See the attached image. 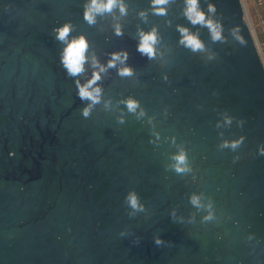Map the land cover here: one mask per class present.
Segmentation results:
<instances>
[{
    "label": "water",
    "instance_id": "1",
    "mask_svg": "<svg viewBox=\"0 0 264 264\" xmlns=\"http://www.w3.org/2000/svg\"><path fill=\"white\" fill-rule=\"evenodd\" d=\"M85 3L0 0V264H264V62L241 0H199L206 16L216 6L220 41L190 23L184 0H170L165 16L151 0H124L126 16L114 9L95 25L83 19ZM66 23L69 41H88L89 58L107 65L124 51L134 72L102 74L88 118L76 81L94 69L89 59L83 74H67L54 32ZM178 27L204 49L182 45ZM153 28L149 60L136 49ZM129 98L136 113L122 103ZM241 136L235 151L220 147ZM180 148L186 174L170 167ZM133 191L144 211L129 216ZM193 195L211 202L214 220Z\"/></svg>",
    "mask_w": 264,
    "mask_h": 264
},
{
    "label": "clouds",
    "instance_id": "2",
    "mask_svg": "<svg viewBox=\"0 0 264 264\" xmlns=\"http://www.w3.org/2000/svg\"><path fill=\"white\" fill-rule=\"evenodd\" d=\"M170 0H151V9L154 15L157 16H165L167 15L166 5H168ZM185 8H184V16L190 21L192 25H201L207 27L211 33V37L213 41H220L223 39L222 37V25L219 21L213 19V16L217 12V8L214 4L209 3L207 6L208 15L206 16L205 12L200 9L199 0H184ZM83 11V19L87 22L88 25H95L97 23V17H103L105 13L113 14L114 9H119L120 16H126L128 12V7L124 3V0H88V3L84 4ZM139 16L141 19L146 21L147 13L140 12ZM73 25L71 23H66L61 28L54 29L56 32V39L62 43L66 44L64 48L61 63L63 67L67 70V74L70 77H78L85 72V64L91 60V67L94 69L92 72L91 78L86 82L81 84L79 80L76 81V87L78 89V96L81 101H90V104L82 110V115L85 118H88L92 108L101 102L102 98V88L97 86L98 82L102 79V74H106L109 69L116 68L117 74L120 77H131L134 75L133 69L131 67L126 66V61L128 59V53L114 52L111 53V58L108 60L107 65H102L97 60L95 55H92L90 58L87 55L89 49V43L86 38L81 35L79 37L73 38L69 41V35L73 31ZM115 35L122 36L123 32L121 30V26L116 24ZM178 31L180 32L182 39L180 43L187 48H190L193 52L202 51L204 49L203 43L199 40L198 36L189 32L187 28L178 27ZM233 35L236 37L238 41L242 44L244 43L243 38L239 35V29H233ZM140 41L137 45V51L142 55L146 56L149 60H153L157 56L156 45L159 43L157 30L153 28L150 32H139ZM117 65H121V67H117ZM127 107V110L130 113H136L137 109L140 108V104L137 100L129 98L125 101H122ZM109 102L105 103V107L107 108ZM145 115L143 109L140 110L138 114V118ZM231 118H225L226 124H231ZM121 123L123 121L121 120ZM244 121H239V124L242 126ZM219 127V125H217ZM158 135V134H155ZM246 137L241 136L239 139L233 141H224L220 147L230 148L235 151L238 149L243 143ZM259 155L264 156V146L259 148ZM174 161L170 167L177 174H186L192 171L189 166V161L187 157V153L183 148H180L177 155L171 157ZM239 157H235L233 159V163ZM127 205L133 210L129 213V216L134 215L136 212L144 211V206L140 203L137 194L133 191L130 192L126 197ZM191 203L197 209L207 208L209 210V214L204 217L205 221H211L215 219V216L212 209L211 202L208 205H204L201 202V197L193 195L191 197ZM123 235V233H122ZM249 239H252L250 236ZM155 243L160 245L163 243L162 240L156 239Z\"/></svg>",
    "mask_w": 264,
    "mask_h": 264
},
{
    "label": "rangeland",
    "instance_id": "3",
    "mask_svg": "<svg viewBox=\"0 0 264 264\" xmlns=\"http://www.w3.org/2000/svg\"><path fill=\"white\" fill-rule=\"evenodd\" d=\"M241 2L264 62V0H241Z\"/></svg>",
    "mask_w": 264,
    "mask_h": 264
}]
</instances>
